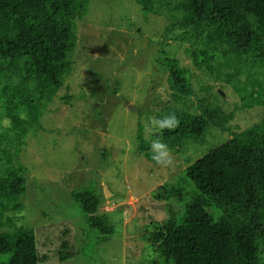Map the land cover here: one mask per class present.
Here are the masks:
<instances>
[{
    "label": "trees",
    "instance_id": "trees-1",
    "mask_svg": "<svg viewBox=\"0 0 264 264\" xmlns=\"http://www.w3.org/2000/svg\"><path fill=\"white\" fill-rule=\"evenodd\" d=\"M89 1L0 0V255H8L0 264H40L45 258L34 229L23 224L28 172L20 157L71 72ZM131 1L144 14L165 19L161 45H184L191 65L228 86L242 108H264V0ZM168 55L160 49L156 60L168 73L171 98L181 104L192 95L188 70ZM207 101H199L200 114L187 106L158 114L175 113L180 123L155 137L173 149L187 140L203 143L210 126L228 131L230 117L215 104L210 111ZM5 117L11 128L3 127ZM137 141L138 151L151 160L140 131ZM183 174L195 189L190 202L183 211L170 208L168 218L147 230L156 262L264 264V117L232 133ZM164 185L155 198L170 201L175 191ZM71 197L92 226L100 197L87 191ZM102 234L105 242L107 231ZM71 257V252L60 254L62 262Z\"/></svg>",
    "mask_w": 264,
    "mask_h": 264
},
{
    "label": "rangeland",
    "instance_id": "rangeland-1",
    "mask_svg": "<svg viewBox=\"0 0 264 264\" xmlns=\"http://www.w3.org/2000/svg\"><path fill=\"white\" fill-rule=\"evenodd\" d=\"M164 25L163 17L144 14L131 0L89 1L71 72L20 157L28 172L21 215L35 231L45 257L40 264H171L156 262L146 234L170 208L183 211L195 194L184 169L264 117V108H242L228 86L196 70L184 45H161ZM160 49L188 70L192 95L181 104L171 98L168 73L156 60ZM203 98L210 111L215 104L230 117L228 131L210 126L203 143L187 140L171 149L174 168H161L138 151L139 131L149 149L158 133L146 131L148 118L185 106L200 114ZM162 185L175 191L170 201L155 198ZM85 191L100 197L92 226L71 197ZM62 252L73 257L62 262ZM7 258L0 255V263Z\"/></svg>",
    "mask_w": 264,
    "mask_h": 264
},
{
    "label": "clouds",
    "instance_id": "clouds-1",
    "mask_svg": "<svg viewBox=\"0 0 264 264\" xmlns=\"http://www.w3.org/2000/svg\"><path fill=\"white\" fill-rule=\"evenodd\" d=\"M21 119H26V114L21 112ZM3 127L5 129L12 127L11 119L5 117L3 120ZM180 121L175 115V113H168L162 117H150L145 124L146 131L149 132H163L164 130H173L178 127ZM151 160L155 165L164 168H174L175 157L172 150L169 148L168 144L163 142L159 137L153 139L150 144Z\"/></svg>",
    "mask_w": 264,
    "mask_h": 264
},
{
    "label": "water",
    "instance_id": "water-1",
    "mask_svg": "<svg viewBox=\"0 0 264 264\" xmlns=\"http://www.w3.org/2000/svg\"><path fill=\"white\" fill-rule=\"evenodd\" d=\"M109 194V192L107 191V189L104 188V196H107Z\"/></svg>",
    "mask_w": 264,
    "mask_h": 264
}]
</instances>
